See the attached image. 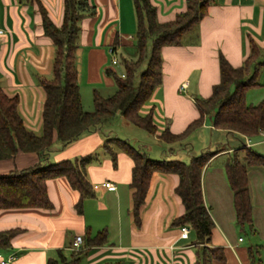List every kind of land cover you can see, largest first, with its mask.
Segmentation results:
<instances>
[{
    "label": "crops",
    "instance_id": "crops-1",
    "mask_svg": "<svg viewBox=\"0 0 264 264\" xmlns=\"http://www.w3.org/2000/svg\"><path fill=\"white\" fill-rule=\"evenodd\" d=\"M41 1L53 22L61 25L64 0ZM88 1L91 10L79 24L76 65L83 108L91 111L93 102L88 103V94L93 99L95 90L106 96L116 89L113 75L107 73L108 69L116 72L108 66L109 47L118 42V54L123 58L122 47L134 44L137 13L135 0ZM150 1L157 9L158 20L166 22L186 9L187 0ZM0 29V86L7 95L19 98L18 111L26 128L41 135L45 100L41 81L53 78L55 46L44 33L39 6L19 0H0ZM251 42L257 44L261 56H264V0H212L199 24L185 33L182 44L167 45L162 49L161 84L145 105L146 110L153 109L159 128L180 133L197 119L200 113L196 99L210 96L213 87L220 82V55H224L232 66H241L249 55ZM136 56L137 51H131L125 58L135 59ZM260 86L264 84L260 83ZM206 129L222 131L213 126V120L208 122L206 118L203 126L188 138ZM113 133L117 135L112 136ZM119 135L112 127L102 124L67 145L55 138L47 155L49 160L60 162L91 155L86 166L90 184L110 181L114 186L94 189L95 195L84 200L80 213L76 208L79 191L60 176L47 180L49 199L53 203L51 209H0V231L21 229L9 248H0V254L5 258L16 256L10 264H49V259H58L61 253L68 255L71 252L76 235H82L85 240L82 248L84 246L86 250L80 264H203L204 259L208 260L207 264H251L249 248L255 245L234 235L238 225L225 165L214 172L209 197L206 179L211 162L202 175L205 204L214 221L211 240L205 245L222 248L224 259H218L204 254L202 247L205 245L197 242L191 228L189 237L183 239L180 227L172 224L173 219L185 210L176 193L179 183L176 174L158 172L154 175L147 200L141 208V223L139 226L135 224L130 187L133 160L118 150L115 165L104 148L107 138H120ZM151 135L160 146L154 155L141 142L137 148L154 159H171L162 143L164 141L155 134ZM123 137L132 142L131 136ZM232 151L226 148L216 155ZM38 161L39 155L35 152H19L12 159L0 160V175L28 168ZM222 208L227 218L223 216ZM255 211L254 205L253 215ZM228 218L229 230L224 228ZM101 230L107 231V243L85 247L87 232L93 236ZM67 231H71L70 238ZM261 247L260 257L264 264V246Z\"/></svg>",
    "mask_w": 264,
    "mask_h": 264
},
{
    "label": "trees",
    "instance_id": "trees-1",
    "mask_svg": "<svg viewBox=\"0 0 264 264\" xmlns=\"http://www.w3.org/2000/svg\"><path fill=\"white\" fill-rule=\"evenodd\" d=\"M36 3L42 15L44 33L52 39L55 46L53 78L43 79L41 86L45 91L42 111V134L37 135L27 129L18 111L19 98L7 95L0 86V160L12 159L19 152H35L39 161L24 169L12 170L0 175V209L44 208L51 209L47 180L63 176L70 186L79 191L76 204L78 212H83V202L93 197L94 188L86 177V166L92 156L86 155L76 160L52 162L47 158L55 138L67 145L82 134L94 129L117 114H121L129 123L157 135L166 143H176L187 139L203 126L207 116L213 114V126L234 134L236 137L254 138L264 132V100L258 104H249L247 91L260 86L257 78L264 60L260 61L261 50L251 42L249 55L241 66L234 67L220 55V82L213 87L212 94L206 98H197L199 117L193 120L180 133L168 128L160 129L156 124L153 109L143 113L156 88L162 80V49L167 45H180L184 35L194 29L206 15L212 0H187L186 9L177 13L174 19L160 22L157 9L150 0H135L137 13V31L135 59L123 57L121 64L124 76L111 69L116 89L110 95L93 93V109L83 108L81 90L76 65L80 21L91 10L88 0H64V15L61 25L50 18L41 0H19ZM118 46V42L114 44ZM145 66V68H142ZM114 164L117 151L122 150L133 160L132 178V214L137 226L141 223V208L147 200L153 177L156 173L176 174L179 183L176 193L184 205V213L173 219V226H189L200 244H208L212 237L214 221L210 209L206 206L202 175L211 159L221 150H206L192 156L190 162L171 159H154L144 150L133 146L119 137H109L104 144ZM243 154H239V151ZM233 150L225 163L229 186L233 193V206L236 223L241 228L254 231L253 203L249 189V167L264 166V153L252 146ZM21 229L12 228L0 231V248H9L14 236ZM107 231L101 230L95 235L87 232L85 247L107 243ZM85 241V240H84ZM86 249L61 253L58 259H49V264H80L82 253ZM204 254L224 259L222 248L202 247ZM258 246L249 248L251 264H262ZM207 259L203 264H207ZM199 264H202L199 262Z\"/></svg>",
    "mask_w": 264,
    "mask_h": 264
},
{
    "label": "rangeland",
    "instance_id": "rangeland-1",
    "mask_svg": "<svg viewBox=\"0 0 264 264\" xmlns=\"http://www.w3.org/2000/svg\"><path fill=\"white\" fill-rule=\"evenodd\" d=\"M190 35V33L188 34ZM133 36L136 37L135 34ZM134 37V38H135ZM133 38L134 44L127 45L122 47L121 52L123 54V57H128L129 52L137 51V48L135 46V40ZM118 58L121 59L120 53L118 54ZM264 60V56L262 55L260 57V61ZM109 67H113L118 75H122L124 73V68L121 63L119 64H112L111 63V56L109 57L108 62ZM142 68H145L143 66ZM257 82L264 84V66L260 68V72L257 78ZM88 103L93 102L92 95L88 94ZM246 100L249 104H258L262 100H264V86H257L249 89L246 94ZM148 110L144 109L142 110L143 113H147ZM121 114H117L113 119L109 120L105 123L107 127H112L115 132H118L120 134V138L124 139L123 136H131L132 142L131 144L135 147H138V142H141L144 144L148 150H150L151 154L154 155L157 150H159L160 146L158 142H155L153 139V136L148 133L146 130L141 129L137 126H134L133 124L129 123L126 119L122 120ZM213 120V114L207 116V121L211 122ZM161 129V128H160ZM223 131V132H222ZM215 131V130H203L196 133L195 136H192L191 138L185 139L181 142L176 143H166L162 142L163 145H165L167 152L169 153V158H176L179 160H182L184 162H190L192 156L201 154L202 151L206 150H223L231 148L232 150H241L243 147H248L246 144L247 138L243 137H236L231 134H228L226 131ZM117 134L113 133L112 136H116ZM251 141L254 143L253 149L264 153V137L262 133L258 135L257 137L251 138ZM60 144V143H59ZM58 144V145H59ZM173 151V154H170V152ZM244 152L241 150L239 151V154H243ZM233 154H218L215 155L211 159V163L209 165V170L207 173V196L212 195V186L211 178L214 175V172H216L219 168L223 169V166L225 165L226 161L229 157H231ZM249 174H250V194L252 196V203H254L256 211L255 215H253V224L254 219H256V226L255 230L251 231L250 228L246 227L244 229H241L238 226L236 227V231L234 233L235 237H242L245 242L248 244L258 245L259 250L262 249L261 246H264V167L260 166L259 168L255 167H249ZM218 173V172H217ZM209 183V185H208ZM253 205V206H254ZM223 216L227 218V215L225 214L226 211L222 208ZM225 222V221H224ZM228 222V223H227ZM226 222V227L228 230L231 229V225L229 224L230 220L228 218V221ZM254 224V225H255ZM235 225V224H234ZM71 231H67V236L70 238ZM264 250V249H263ZM262 252V251H261Z\"/></svg>",
    "mask_w": 264,
    "mask_h": 264
},
{
    "label": "built area",
    "instance_id": "built-area-1",
    "mask_svg": "<svg viewBox=\"0 0 264 264\" xmlns=\"http://www.w3.org/2000/svg\"><path fill=\"white\" fill-rule=\"evenodd\" d=\"M2 34V30L0 29V35ZM109 54L111 55V61L112 64H118L119 63V59H118V47H116L115 45H112L109 47ZM122 76H124V74H122ZM262 135L264 137V132H262ZM246 144L248 146L252 145V141L251 138H247V142ZM113 183L110 181H105L102 183H96L93 185L94 189H98L100 187H104L106 189H111L113 188ZM181 233H180V237L183 239H187L189 237L190 234V227L189 226H182L180 227ZM83 236L82 235H76L72 244H71V249L74 251H79L82 248L83 245ZM241 240V239H240ZM16 259L15 255H10L9 257L5 258L2 254H0V263L1 264H10L11 262H13Z\"/></svg>",
    "mask_w": 264,
    "mask_h": 264
}]
</instances>
